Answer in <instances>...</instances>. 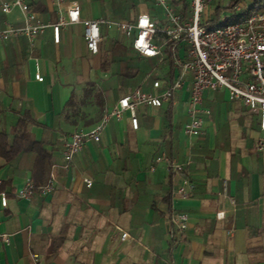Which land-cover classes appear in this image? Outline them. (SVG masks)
<instances>
[{"label":"crops","instance_id":"obj_1","mask_svg":"<svg viewBox=\"0 0 264 264\" xmlns=\"http://www.w3.org/2000/svg\"><path fill=\"white\" fill-rule=\"evenodd\" d=\"M25 1L42 22L56 21L51 0ZM68 1L77 3L82 19L127 22L146 13L162 22L153 0H138L125 17L113 15L105 0ZM233 3L215 4L212 18L229 16L221 10ZM5 22L20 25L19 10L0 12V27ZM100 32L96 55L86 50L80 24L62 28L57 44L50 29L32 43L24 37L0 43V134L10 142L25 122L29 138L50 153L56 176L50 194L18 199L15 191L31 179L35 155L20 149L8 160L0 157L7 196L0 233L8 236L0 241V264H264V154L255 150L262 134L257 116L230 102L225 90L203 92L201 108L208 113L195 138L183 134L189 74L161 107L137 108V129L124 113L107 123L99 142L85 143L64 165V136L92 128L128 92L150 91L149 80L142 84L147 74L167 84L177 76L168 56L155 66L117 29L102 26ZM183 48L177 47L180 57ZM71 98L75 105L67 108ZM161 153L181 165L180 175L155 161ZM183 179L194 185L185 199L175 195ZM173 212L187 216L174 243ZM122 232L128 234L123 242Z\"/></svg>","mask_w":264,"mask_h":264},{"label":"built area","instance_id":"obj_2","mask_svg":"<svg viewBox=\"0 0 264 264\" xmlns=\"http://www.w3.org/2000/svg\"><path fill=\"white\" fill-rule=\"evenodd\" d=\"M56 8L57 18L53 23L42 22L28 9L25 0H0V10L3 14L13 9L19 10L22 22L18 26L7 22L0 27V43L12 38L24 37L29 43L50 29L52 40L59 42L60 30L66 26L80 24L83 28V41L86 50L92 55L99 52L102 40V26L115 28L128 39L130 48L140 58L155 59L156 65L165 61L168 56L177 76L171 83L151 78L147 74L143 83L150 84V91L144 92L136 88L117 100L115 105L103 113L101 120L87 131L76 130L63 137L61 157L67 167L74 156L85 143L99 142L101 133L112 119H120L124 113L129 114L132 129H137L138 122L135 112L138 107L159 108L171 99L173 93L181 88L191 78V88L186 104L188 122L183 126V134L195 138L202 132L201 115L208 111L201 108L204 91L225 90L230 102H240L258 118V127L262 136L255 143V150L264 154V12H250L238 22L221 25L226 16L212 18L209 8L213 0H153L154 6L160 11L162 22H155L148 14L140 13L129 22L109 21L103 18L82 19L76 2L68 0H51ZM234 5L236 10L240 6ZM230 15V14H229ZM228 16V15H227ZM218 24L210 29L208 24ZM220 24V25H219ZM183 45V57L179 56L177 47ZM37 82L43 78L34 75ZM163 163L168 172L180 175L181 165L171 160L164 153L155 158ZM55 166H49L44 182L35 186L27 179L23 186L15 191L18 199H29L33 195L46 196L50 194L55 183ZM86 187L91 181L84 179ZM194 185L183 179L176 188L178 198H188ZM7 206L6 193L1 189L0 208ZM223 212L216 213L221 218ZM187 216L184 213L173 212L170 215L172 243L177 240L184 228ZM128 239V234L122 232L120 241ZM0 241L8 242V236L0 233Z\"/></svg>","mask_w":264,"mask_h":264},{"label":"trees","instance_id":"obj_3","mask_svg":"<svg viewBox=\"0 0 264 264\" xmlns=\"http://www.w3.org/2000/svg\"><path fill=\"white\" fill-rule=\"evenodd\" d=\"M234 1L235 3H238L240 0ZM136 2H138V0H111V7H109L113 15H116L118 17H125L126 13L130 9L134 8ZM28 9L29 11L33 10V4H30L28 6ZM219 9L220 8H216V14L219 12ZM247 14L248 13H246V15ZM104 61V58H102V64L104 63ZM74 105V100L71 98L67 103V108H72ZM20 149L29 150L30 152L34 153L35 159L31 170L30 180L35 186L42 184L49 169L50 153H48L43 148L41 143L32 141L29 138L26 123L23 121L19 122L16 133L14 134L10 142L5 135L0 134V157L8 160L11 156L14 155V153H16Z\"/></svg>","mask_w":264,"mask_h":264},{"label":"rangeland","instance_id":"obj_4","mask_svg":"<svg viewBox=\"0 0 264 264\" xmlns=\"http://www.w3.org/2000/svg\"><path fill=\"white\" fill-rule=\"evenodd\" d=\"M225 1H227V0H224L220 4H224ZM105 2L107 3L108 7L109 6L111 7V0H105ZM218 2H220V1H218ZM215 4H218V3L215 2L214 4H212V7L210 6L208 15L211 14L210 10H211V8H213L215 6ZM220 4H218V5H220ZM233 4H236V6H240L239 10H236L234 8V5L229 6L228 8H226L224 10H221V11H225L227 14H230L229 16H226L225 21H223L221 25L238 22L245 17L246 13H250L253 11L254 12H264V0H240V3H233ZM86 7L88 9V5H86ZM111 19H115V17L112 16ZM216 26H218V24L210 23V24H208L207 28L212 29ZM104 46H105L106 50L110 49V38H109V40L108 39L106 40ZM150 61H151L150 63H153L155 60H150Z\"/></svg>","mask_w":264,"mask_h":264}]
</instances>
